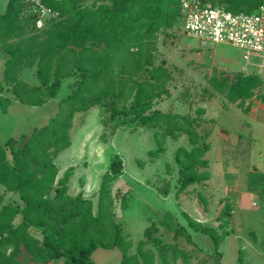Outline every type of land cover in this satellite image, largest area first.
<instances>
[{"label":"trees","instance_id":"obj_1","mask_svg":"<svg viewBox=\"0 0 264 264\" xmlns=\"http://www.w3.org/2000/svg\"><path fill=\"white\" fill-rule=\"evenodd\" d=\"M201 1L233 12H253L264 3V0ZM45 3L57 10L60 18L43 30L35 29L32 18H22L26 7L23 0H9L6 10L0 12V51L8 54L4 78L0 81V107L8 112L15 100L29 106L43 105L57 96L65 78L74 75L76 79L58 112L46 125L35 127L22 148L15 146L12 137L5 143L0 140V184L20 198L5 203L4 195L0 194V264H22L19 259L22 248L38 263L64 257L65 264H96L92 255L99 247L119 248L122 264H155L157 255L163 264L187 259L189 251L180 246V239L197 248L199 245L187 226L169 211L158 220L148 218L150 223L144 237L138 241L136 252H131L134 242L125 234L113 210V181L124 174L121 154L112 157L102 176L96 213L91 198L82 192L69 193L73 166L58 178L55 162L72 145L75 113L107 106L111 119L116 121L111 127L113 133L120 127L167 128L163 133H155L158 146L150 151L153 156L165 150L168 135L176 130L187 134L192 148L181 146L175 154L180 167L176 196L211 178L209 160L205 158L211 148L208 140L211 130L201 134L198 128L203 122L204 108H197V115L192 116L154 107L156 99L169 94L167 83L173 77L165 60L156 63V42L163 32H175L183 0H45ZM31 66H36L39 85H29L21 78V72ZM211 83L230 102L248 112L264 85V78L238 72L215 76ZM6 86L12 95L4 93ZM167 168L170 170V164ZM159 192L167 195L169 189ZM129 196L123 195L122 208L129 206ZM200 198L206 203L202 195ZM230 211L227 203L220 216L227 218ZM19 215L21 220L16 223ZM184 215L189 227L213 239L218 252L229 235L224 224L219 226L223 233H219L217 227L188 213ZM31 228L38 230L40 236L34 235ZM166 231L173 234V241L164 239ZM239 264H246L242 250Z\"/></svg>","mask_w":264,"mask_h":264},{"label":"rangeland","instance_id":"obj_2","mask_svg":"<svg viewBox=\"0 0 264 264\" xmlns=\"http://www.w3.org/2000/svg\"><path fill=\"white\" fill-rule=\"evenodd\" d=\"M7 2L8 0H0L1 11L5 9ZM178 30L180 31V29ZM178 30L176 28L175 32L174 30L163 32L156 42V63L160 64L162 60H165L173 77L167 83L169 94L156 99L154 107L165 112L195 116L199 107L204 108V110L207 108L219 110L224 107L219 124L231 129L234 135L229 142L219 144L223 156L222 164L225 170L231 171L233 169L242 177H247L248 171L246 169L251 163V131L248 128V122L240 118L241 112L239 111L241 108L236 103L230 102L226 95L217 91L211 83V79L215 76L234 75L242 72L245 64L243 51L230 44L203 45L197 39L190 38ZM7 57L8 54L1 50L0 81L4 78L5 59ZM245 71L242 73L257 72L264 78V64L252 65ZM21 78L29 85L40 84L36 74V66L25 68L21 72ZM75 79L76 76L74 75L65 78L57 96L43 105L29 106L15 100L8 113H4L0 108V138L12 137L15 139V146L22 148L33 129L46 125L49 119L58 112L62 99L71 92ZM4 93L12 95L9 86H6ZM257 94L258 97H255L253 103L261 102L260 105L264 107L262 100L264 98V85ZM205 103L208 105L206 106ZM248 103L247 101L245 106ZM202 119L203 122L198 127L200 133L204 134L208 130L212 132L210 124L212 120L206 119L204 121V118ZM115 123L116 121L111 119V111L107 106H98L88 112L75 113V125L71 130L72 145L62 151L55 159L59 168L58 178L63 177L68 167L73 166L74 168L69 181V193L76 195L82 192L85 197L91 198L94 202L93 210L96 213L98 190L102 176L109 169L112 157L119 153L123 157L125 166L124 174L113 181V210L116 220L122 224L125 234L134 242L131 252H136L138 241L144 237L145 228L150 223L148 218L152 217L158 220L164 212L169 211L177 216L181 224L188 227L194 239L206 251L213 253V239L206 233L191 229L183 215V209L191 211L195 217L203 220L202 207L209 205L210 201L208 202V200L212 198L213 216L205 224H217L213 221V217L219 209L218 200L214 199L213 195H204L207 193L205 182L189 186L188 190L182 192V195L176 196L180 167L175 161V154L181 146L187 145V148H192L187 134L176 130L173 134L168 135L165 139V150L157 156H153L150 151L158 146L155 133L167 131L166 127H120L113 133L111 127ZM208 152L205 154L206 159H208ZM6 153L11 159L9 148H6ZM168 164H170V170L167 168ZM165 189H169L166 197L159 192V190ZM5 191V186L0 184V194ZM125 193L130 194L129 206L122 208L121 199ZM199 194L206 199V203L201 200ZM15 198L20 201L17 193H15L14 198L7 194L4 196L3 202L14 201ZM180 198L181 202H184V208L180 204ZM259 202H261L260 197L256 199V203ZM18 217L21 219V215ZM18 217L15 220L16 223H18ZM217 230L219 233L224 231L220 227H217ZM31 231L34 235L40 236L39 231L35 228H31ZM164 239L173 241V234L166 231ZM239 242V240L233 241V235L226 239L222 245L220 264H239V248H241ZM180 246L186 248L191 255H210L205 251H200L194 244L187 243L184 239H180ZM92 258L96 264H122V251L119 248L99 247L94 251ZM19 259L22 264L35 262L24 248H22ZM251 263V260L246 262V264ZM157 264H163L160 258H158ZM182 264L218 263L216 260L213 261L202 256L199 257L198 261H195L194 258L189 263L183 262Z\"/></svg>","mask_w":264,"mask_h":264},{"label":"crops","instance_id":"obj_3","mask_svg":"<svg viewBox=\"0 0 264 264\" xmlns=\"http://www.w3.org/2000/svg\"><path fill=\"white\" fill-rule=\"evenodd\" d=\"M6 7L3 11L0 10V12H4L6 10ZM205 104L206 106L208 105L207 103ZM260 104L261 102H254L248 112H245L241 109L239 111L241 112L239 114L240 118L248 122V128H250L251 131V163L246 169L248 171V175L247 177L244 176L245 178L242 177V175L236 173V171L233 169L231 171L228 169L225 170L224 165L222 164L223 156L219 144L222 142H229L232 135H234L231 129L222 127L219 124V119L222 112L224 111V107L219 110H212L207 108L205 110V114L202 115L204 121H206V119L212 120V123H210L212 132L209 139L212 144V148L208 152L207 157L209 159V170L211 172V178L205 181V187L207 188L205 191H207V193H204V195H213V198L217 199L219 203L218 212H216L217 214L213 217V221L217 224L211 225L210 223L209 225L219 227L221 224H224V229L229 231V235L226 236L221 246L219 247V254L217 252V249L215 248V244L213 253H210L206 251L194 239L192 235L194 241L199 245V248L201 250L199 248L198 249L200 251H205V253L210 255H191V253L189 252V256L187 259L179 258L175 263L171 264H182L183 262L189 263L194 258L195 261H198L199 257L201 258L202 256H205L208 259H212L213 261L216 260V263H218L217 260H220L221 263L220 254L223 248L222 245L225 243L226 239L231 237L232 235L233 241L239 240V243H241L239 252L241 250L244 252L245 263L251 260V264H264V107H262ZM228 107L230 108V106ZM8 139L0 138L3 143H5ZM215 151L217 152L214 153ZM7 194H9V196L13 198L15 196V193H9L7 191L3 192L4 196ZM163 195L166 197L165 194ZM259 197L261 198V202L256 203V199ZM211 199L208 200V202L210 201V203H208L209 205H207L208 207H202V217L204 218L203 220L195 217L191 213V211L186 209H183V215L184 213H188L193 218L205 224L208 219L212 218L213 216ZM15 200L17 201L16 198ZM179 201L181 206L184 208V202H181V198ZM227 203L231 206V215L227 218H222L220 216L221 211ZM20 220L21 219L19 218L17 222H20ZM217 257L220 259H218ZM158 258H160L159 255H157L156 257L155 264H157ZM65 260L66 259L62 257L47 263L31 262L30 264H65Z\"/></svg>","mask_w":264,"mask_h":264},{"label":"built area","instance_id":"obj_4","mask_svg":"<svg viewBox=\"0 0 264 264\" xmlns=\"http://www.w3.org/2000/svg\"><path fill=\"white\" fill-rule=\"evenodd\" d=\"M23 2L26 7L22 18H32L36 30H43L60 18L59 12L45 0ZM176 28L203 45L230 44L242 49L245 60L242 72L252 65L264 64V3L253 12H233L212 2L183 0Z\"/></svg>","mask_w":264,"mask_h":264}]
</instances>
